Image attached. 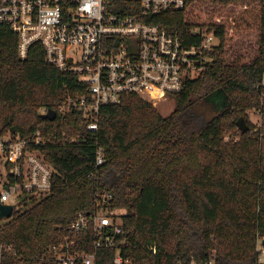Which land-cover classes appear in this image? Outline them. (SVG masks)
Masks as SVG:
<instances>
[{
    "label": "trees",
    "instance_id": "16d2710c",
    "mask_svg": "<svg viewBox=\"0 0 264 264\" xmlns=\"http://www.w3.org/2000/svg\"><path fill=\"white\" fill-rule=\"evenodd\" d=\"M151 21L183 40L194 27L213 29L220 44L212 62L171 96L170 116L126 96L101 109L95 132L82 114L60 111L81 89L78 78L48 65L40 45L20 58L17 35L0 25V139L53 137L40 153L55 171L50 194L24 199L0 224L2 264H54L49 249L71 234L78 213L94 210L102 191L126 212L121 253L132 264H259L264 0H188L183 10ZM218 93L228 101L220 111L209 103ZM42 109L56 112L55 120L44 119ZM250 111L262 116L255 133ZM240 117L249 126L246 134L237 127ZM116 253L101 251L108 258L100 263L112 264Z\"/></svg>",
    "mask_w": 264,
    "mask_h": 264
},
{
    "label": "built area",
    "instance_id": "2783aa9c",
    "mask_svg": "<svg viewBox=\"0 0 264 264\" xmlns=\"http://www.w3.org/2000/svg\"><path fill=\"white\" fill-rule=\"evenodd\" d=\"M187 1L0 0V25L17 35L20 58L26 59L30 48L40 45L48 65L78 78L81 89L66 99L60 111L82 114L88 131L95 132L103 107L118 105L126 96L152 104L167 100L212 62L220 44L213 29L194 27L183 40L151 21L183 10ZM259 88L264 103V78ZM48 113L41 110L42 115ZM53 140L40 133L28 139L11 135L0 139L1 205H11L15 211L24 199L51 193L55 171L40 148ZM105 162L98 150L97 166ZM258 212L264 216V208ZM125 213L115 206L112 193H96L94 210L78 213L69 226L71 234L49 249L53 263L101 264L100 258H108L101 251L116 250L112 264H132L121 253ZM256 252L258 263L264 264V230L257 233Z\"/></svg>",
    "mask_w": 264,
    "mask_h": 264
},
{
    "label": "rangeland",
    "instance_id": "374dc122",
    "mask_svg": "<svg viewBox=\"0 0 264 264\" xmlns=\"http://www.w3.org/2000/svg\"><path fill=\"white\" fill-rule=\"evenodd\" d=\"M209 103H212L218 111L223 110L227 107L228 101L224 94L218 93L209 98ZM152 104V103H151ZM154 108L159 112V114L163 117H168L173 112L175 108V101L173 98H168L167 100L157 102L156 104H152ZM248 119L250 122L255 126L256 130H262L263 123H262V116L258 111H250L248 112ZM230 134H233L234 136H238V134L235 131H232ZM230 134H226L225 137L227 139H232L233 136ZM0 171L3 172V169L0 168ZM8 220L0 221V224L6 223Z\"/></svg>",
    "mask_w": 264,
    "mask_h": 264
},
{
    "label": "water",
    "instance_id": "95a60500",
    "mask_svg": "<svg viewBox=\"0 0 264 264\" xmlns=\"http://www.w3.org/2000/svg\"><path fill=\"white\" fill-rule=\"evenodd\" d=\"M44 119H49L54 121L56 118V112L49 111L48 114L43 115ZM237 127L242 134H246L249 131V126L246 123V120L243 117H240L237 121ZM14 213V208L11 205H1L0 204V221L9 220Z\"/></svg>",
    "mask_w": 264,
    "mask_h": 264
}]
</instances>
